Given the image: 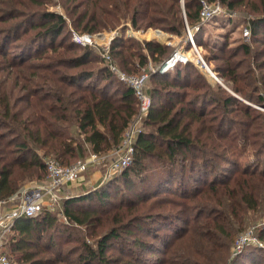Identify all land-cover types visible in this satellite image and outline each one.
<instances>
[{"label":"trees","instance_id":"trees-1","mask_svg":"<svg viewBox=\"0 0 264 264\" xmlns=\"http://www.w3.org/2000/svg\"><path fill=\"white\" fill-rule=\"evenodd\" d=\"M181 1L87 0L82 11L73 10V14L78 13L75 27L81 35H94L110 28L116 29L125 20L136 30L163 29L177 36H185L189 27L198 42L199 35L195 30L202 23L203 1L209 4L220 1L232 11L240 5V0H184V4ZM26 2L37 7L43 5L42 0ZM19 6H23L22 0H9L7 8L0 12V199L16 195L28 182L46 180L49 159L71 166L85 160L91 153L110 152L120 145L125 132L140 113V102L134 89L111 71L104 58L106 64L100 71L84 68L93 52L82 49L81 44L72 40V34V41L66 36L68 21L64 15L47 9L24 11ZM252 24L256 35L264 19ZM14 45L22 48L18 56L10 52ZM174 53L173 47L155 40L141 42L134 39L127 43L123 37H116L112 41L111 55L119 69L130 75L147 73V83L155 80L160 85L149 89L146 85L152 103L145 129L136 139L130 166L106 180L98 191L64 199L61 211L70 223L87 226L95 212L78 210L76 205L91 204L94 199L100 205H106L123 194L120 189L123 185L129 194L135 196L133 199L129 195L123 200L127 201L123 209L135 210L148 202L152 210L155 209L153 205L158 204L175 205L178 209L160 213L146 210L128 221L126 213L120 211L114 226L97 241L96 249L80 240L82 251L74 260L64 257V248H60L54 257L45 258L38 257L44 252L32 251L37 246V233L41 236L43 231L60 226L57 219L59 210H44L36 217H20L14 223L12 232L15 235L9 244L15 254H21L19 262L146 264L145 261H153L157 247L142 237L130 239L135 234L133 229L147 231L160 239L166 236L160 237L156 230L146 227L147 222L155 223L160 217L165 220L178 218V221L187 219V229L183 230L187 234L185 238L190 234L196 236L197 230L206 228L234 241L239 230L246 225L248 212L264 211V117L261 116V122L257 110L239 106L229 94L223 95L224 101L219 96L212 98L213 103H222L226 113L240 111L249 120L256 119L254 122L261 127L263 138L252 143L258 147L252 153L258 166L244 168L238 174L239 169H233L241 168L238 164L246 152L247 140L252 136L244 131L247 124L238 123L241 133L231 137L223 133L226 119L221 118L218 131L214 132L206 114L196 110L206 97L197 92V87L193 88V93L184 92L182 95L167 91L169 103H162L165 97L160 86L165 84L166 89L181 90L191 63L179 61L165 73L158 70L148 73V68L151 63L155 69L162 68ZM85 82L89 83L83 85ZM257 100L264 105V96ZM240 141L242 147L238 148ZM209 173L213 177L208 184ZM194 183L203 187L198 185L194 188L195 192L190 197L187 185ZM177 191L179 196L183 192V196L167 195H175ZM81 206L86 208L87 205ZM120 209L121 206L116 208L117 211ZM205 213H208V218L203 217ZM61 221L63 225L68 224ZM203 232L199 233L200 237L205 235ZM205 237L213 243L212 236ZM112 239L132 243L138 250L151 252L152 256L145 261L133 255L131 259L111 262L105 255L107 244ZM261 240L264 241V231ZM48 241L52 247L53 238ZM205 243L198 249L187 248L175 260L159 257L155 264H200L194 261L202 259L213 264H239L238 259L229 262L226 258L221 259L210 249L213 247ZM249 259L250 264H262L264 261L261 256ZM11 264L16 263L11 261Z\"/></svg>","mask_w":264,"mask_h":264},{"label":"rangeland","instance_id":"rangeland-1","mask_svg":"<svg viewBox=\"0 0 264 264\" xmlns=\"http://www.w3.org/2000/svg\"><path fill=\"white\" fill-rule=\"evenodd\" d=\"M26 1L27 0H22L23 6H19L24 11L30 9H47L48 11L64 15L68 21V27L65 33H67L66 36L70 38V41H74L75 34H80V31L75 27V21L77 14L85 8L84 6H86L87 0H42L43 5L41 7L29 3L27 4ZM181 2L184 4V0ZM240 2H242V4ZM240 2V5L233 11L226 5H223L220 1L215 2L219 6L220 11L213 18L202 20L201 25L196 27L195 32L199 35L198 42L189 27H187L185 36H177L170 34L163 29L151 28L146 30H136L129 22L123 20L122 25H119L116 29L110 28L108 30H103L101 33L94 34V36L99 34L102 36H99L98 38L95 36L94 41L91 44L89 43L85 46L80 45L83 47H81L82 49L87 48L93 52V56L84 65V68L93 72H98L101 68L105 67L106 62L102 59V48L104 45L106 46L108 44L111 46L112 41L115 39L114 38L110 41L112 37H123V39H126L127 43L130 41L133 42L134 39L141 42L155 40L168 45L169 47H173L175 52L178 51V53H181L183 62L191 63L188 67V78L187 76L184 77V86L181 90L172 87L166 89L164 86L165 84H162L160 87H162L165 97L162 99V103L165 105H168L169 103L166 96L167 91H173L172 94L179 92L182 95L184 92L193 93V88L197 87V92H200L203 94V97H206L203 98L200 105L196 106V110L206 114L207 122L212 126L214 132L218 131L221 118L222 120L226 119L224 122L223 133L228 134L231 137L238 136L239 133H241V126L238 127V123H240V125L247 124L244 131L252 136L248 138V143H246L248 146L245 148L246 152L241 157L240 164H238L239 166L241 165V168L236 167L233 169V171L239 169L237 170L238 174H241L243 171L242 169L244 168L252 165H254L255 168L258 166H256L252 157L253 151L258 147L252 143H256L259 138H263L261 127L254 122L256 119L249 120L240 111L226 113L223 109L222 103H213L212 98L219 96L222 98V101H224L223 95L227 96L229 94L238 101L239 106H249L252 109L257 110V117H260V121L263 122L261 116L264 117V105L259 104L256 101H258V97L264 96V24H261L262 28L258 30L259 33L254 35L253 31L255 30H253L252 22L264 19V0H240ZM8 4L9 0H0V12L6 9ZM76 9H78V13L73 14V10ZM185 17L186 16H184V18ZM246 29L250 31L249 36H245ZM70 34H72V40ZM192 41L196 43L195 47H193ZM13 47V51L10 49L11 54L13 53L18 56L22 51V48L15 45ZM172 68H174V66ZM169 69L171 68L165 70H162V68L155 69L154 65L151 63V66L148 68V73L149 71L156 72L157 70L161 73H165ZM88 83L89 82H85L83 85H87ZM157 85L160 84L156 83L155 80L147 83L148 89ZM179 106L180 105H178V107ZM132 125L137 129H145V124L143 122H138L137 120L133 122ZM221 130H223V128ZM251 145L253 146L251 147ZM239 147H242L241 141L238 142V148ZM238 148L235 149L236 152L238 151ZM208 175H210L208 180L209 184L213 176L211 173ZM85 176L86 178L82 184L73 186V190L70 191L69 195L68 190H65L63 196L68 198L77 197L93 191H98L106 180L110 178L105 177L104 171H101V169H93ZM197 186L200 188L203 187L202 184L195 183L187 185V187H189L190 197L193 196L195 192L194 188ZM120 189L123 194L119 198H114L113 202L106 203V205H100L99 201L96 199L91 200V204L81 203L78 206L76 205V209L78 210L95 212L92 216L91 222L87 226H78L73 222L70 223L69 220L68 224L64 221V224L66 225H63L61 221L62 212L59 211L57 219L60 226H58V228H52L48 232L43 231L41 236L40 233H37L36 236H39L38 239H35L37 246L32 248V251L44 252L40 253L38 257L45 258L54 257L55 253H57L60 248H64V257L66 259L74 260L76 259L77 253L82 251L80 249L82 243L80 240L87 242L92 248L96 249L97 241L107 234L108 228L114 226L115 219L120 211L126 213L125 215L128 217L126 221H128L146 210L151 211V213H160L161 211H169L172 208L178 209L175 205L162 206L161 204H158L156 206L153 205V208L155 209L152 210V207H148L150 202L140 205L135 210L130 211L128 209H123L127 202L123 200L128 199L129 195L133 199L135 196L129 194L124 185L121 186ZM178 193L179 192L177 191V194L175 195L170 193L167 195L170 197L183 196V192L180 194L181 196H179ZM161 195H164V193ZM81 205L87 206H85L86 208H83ZM120 206L121 209L117 211L116 208L118 209ZM203 217L208 218V213H205ZM178 220V218L165 220L163 217H160L155 223L153 221L152 224H148L149 222L145 224L146 227H151L156 230V232L160 233V237L166 235L164 238L162 237V239L150 235L147 231H140L137 228L133 229L135 234L133 237H129L130 239L142 237L156 245L157 253L153 255V258L151 259L153 261L144 260L147 257L152 256L151 252L138 250V248L132 243H125L119 239H112L107 244L108 248L106 249L105 255L107 260L117 262L123 259H131V257L135 255L140 257V260L143 259L147 262L146 264H155L159 257H164L168 260H175L177 256H182L187 248L198 249L204 245L205 241H207L205 244L213 247L210 249L213 250L215 255H219L221 259L226 258V261L228 262L232 259H238L239 264H250L251 262L249 258L252 256H255L256 258L261 256L262 259H264V241L261 240V235L264 231L263 210L248 212L246 225L239 230L234 241H231L222 235L219 236L215 233L213 234L206 228H201L199 230L196 229L198 235L194 236L195 234H190L185 238V235L187 234L183 233V230L188 226V221H186L187 219L183 221ZM202 232L205 235L200 237L199 233ZM14 235L15 233L13 234V232L8 233L5 250L8 252L12 263L15 262L16 264H22L18 261V257L21 254H15L12 251V248L9 247L10 239L13 238ZM209 235L213 237L212 244L206 240L207 237L205 236ZM50 238H53V242L51 243L52 247L49 246L50 243L48 239ZM74 251H76V254L73 253ZM167 251L168 253H166ZM70 252L72 254H70ZM133 252L135 253L133 254ZM186 254L189 255L188 251H186ZM180 261L182 262L181 258ZM176 262L179 261L177 260ZM194 262H200V264L214 263L206 259ZM95 264H98V262ZM262 264H264V261Z\"/></svg>","mask_w":264,"mask_h":264},{"label":"built area","instance_id":"built-area-1","mask_svg":"<svg viewBox=\"0 0 264 264\" xmlns=\"http://www.w3.org/2000/svg\"><path fill=\"white\" fill-rule=\"evenodd\" d=\"M220 8L215 4L203 2L201 12L202 20H209L219 13ZM250 31L246 29L245 36H249ZM97 38L102 35H95ZM94 35L75 34L74 41L87 45L94 41ZM116 37H112L114 39ZM193 47L196 43L192 41ZM103 58L109 65L111 71L125 84L134 89L135 95L140 102V113L135 119L138 122L147 120L151 108V97L146 92V85L149 75H130L123 72L115 63L111 55L110 44L104 45L102 48ZM178 51L167 61V68H172L179 61H183L178 56ZM165 70V69H163ZM134 121V122H135ZM142 129H137L133 125L125 132L122 142L119 146L105 154L91 153L85 160L78 161L71 166H63L55 159H49L48 177L42 182L32 183L29 188H22L20 192L7 199H0V264H11L8 252L5 250L7 244L8 233L12 232L15 221L20 217H36L44 210L61 211V205L64 199V192L69 187L82 184L91 170L101 169L104 171L105 177L112 178L122 173L130 166L135 152V143L138 134ZM109 178V179H110ZM62 220L68 223L66 216L61 215Z\"/></svg>","mask_w":264,"mask_h":264},{"label":"crops","instance_id":"crops-1","mask_svg":"<svg viewBox=\"0 0 264 264\" xmlns=\"http://www.w3.org/2000/svg\"><path fill=\"white\" fill-rule=\"evenodd\" d=\"M101 171H102V170H101ZM97 174H98V173H97ZM32 183H37V182H36V181L28 182V183H26V184L23 186V188H24V187L29 188L30 185H31ZM67 190H68V192H69V193H68V195H69V194H70V191L73 190V188H72V187H69Z\"/></svg>","mask_w":264,"mask_h":264},{"label":"water","instance_id":"water-1","mask_svg":"<svg viewBox=\"0 0 264 264\" xmlns=\"http://www.w3.org/2000/svg\"><path fill=\"white\" fill-rule=\"evenodd\" d=\"M163 69H167V65L166 64H164L163 66H162V70Z\"/></svg>","mask_w":264,"mask_h":264},{"label":"bare ground","instance_id":"bare-ground-1","mask_svg":"<svg viewBox=\"0 0 264 264\" xmlns=\"http://www.w3.org/2000/svg\"><path fill=\"white\" fill-rule=\"evenodd\" d=\"M181 56H182L181 53H179L177 57H181Z\"/></svg>","mask_w":264,"mask_h":264}]
</instances>
